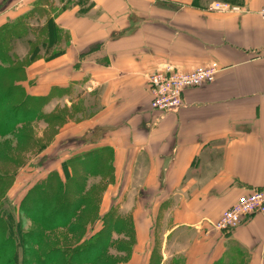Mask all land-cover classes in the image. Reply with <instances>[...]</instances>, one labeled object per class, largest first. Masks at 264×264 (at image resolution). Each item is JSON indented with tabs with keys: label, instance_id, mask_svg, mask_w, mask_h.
Instances as JSON below:
<instances>
[{
	"label": "crops",
	"instance_id": "obj_1",
	"mask_svg": "<svg viewBox=\"0 0 264 264\" xmlns=\"http://www.w3.org/2000/svg\"><path fill=\"white\" fill-rule=\"evenodd\" d=\"M11 1L0 0V26L33 13L30 25L51 19L64 32L61 52L52 55L54 44L22 83L50 95L48 112L61 104L88 114L65 122L81 151L112 149L115 197L133 207L135 251L144 247L148 258L160 220L161 264H264V214L231 231L207 222L264 189V0ZM214 1L241 10H208ZM166 63L218 72L164 113L151 107L147 76Z\"/></svg>",
	"mask_w": 264,
	"mask_h": 264
},
{
	"label": "trees",
	"instance_id": "obj_2",
	"mask_svg": "<svg viewBox=\"0 0 264 264\" xmlns=\"http://www.w3.org/2000/svg\"><path fill=\"white\" fill-rule=\"evenodd\" d=\"M230 1L240 3L235 2L236 0ZM19 27L18 30H15L11 26L0 29V138L9 135L19 127L21 128V124L27 121L30 122V120H38L44 117L43 106L49 101L50 95H31L26 91V88L21 82L27 78L26 68L29 63L43 56L47 57L50 50L52 51L54 49V44H57V46L52 52V55L61 52L62 49L59 43L65 41V37L63 38L64 32L51 19L38 29L39 35L34 39L29 38L28 31L23 28V25ZM43 31H46L47 34L43 33ZM15 38L24 41L30 49L28 55L20 61L15 59L10 48V44L15 43ZM63 108L59 111L63 110ZM54 116L56 119H59L57 113ZM67 118L69 117L67 116ZM28 137L24 135L20 139L22 143H24L23 138L25 140L23 147L27 146L26 144L31 140ZM31 142L34 143V141ZM102 150V153L96 150V153H93V151L92 153H83L81 156L88 164L84 162V166L82 165L80 170H73V174H69L70 172L68 170L66 183L62 181L56 171L51 172L50 176L44 182L40 181L32 189L31 195L42 190L44 199L46 196H49L46 205L38 204L29 197L23 199L19 207V213L21 212L22 219L25 218L26 214L33 219L34 223L38 222L40 228L38 231L26 229L24 221H21V218L18 222L15 217L14 208H12V205L10 208L6 203V192L11 184L10 173L8 172L9 168L15 169L20 164L15 165L17 159L14 160L11 156L4 155L7 161L5 167L0 169V264H115L105 254L107 251L106 246L110 238L109 232L111 230H116L122 234L125 233L130 239L134 238L135 241L132 244L136 247L137 235L132 215L130 214L131 216L129 215L127 219H121L118 217L116 211H113V213L110 211L102 217L103 220L107 221L104 226L110 228L106 229L105 232L98 233L99 235H95L90 239L82 240L75 246H57L54 245L55 243H51L45 246L43 250L38 249L41 245L42 237L45 234H50L58 228L72 231L76 229L86 231L92 219L94 221L96 218L99 213L102 198L101 193L94 197L83 195L85 193L84 190L88 176L91 174L95 176L100 174L104 177L107 173L106 167L109 166L110 162L112 181L115 180L113 151L109 147H104ZM75 163L73 162V158L70 159L68 167L71 170L74 169ZM49 184L51 185L49 186ZM72 185L76 186L73 188ZM103 188L106 189L105 183ZM35 211L41 212L40 216H36L38 213ZM82 213H86V216L81 217ZM95 214L96 216H94ZM102 235L104 236L102 248L93 258L87 260V254H83L82 251L96 244L95 242ZM126 244V241L121 243L120 245L123 246L121 249L122 251H130L131 255L134 252V248L132 249L130 247L129 249V246ZM83 246H86V248H81ZM161 262V252L159 251L157 253L153 249L148 257L147 264H161ZM231 264L239 263L231 262Z\"/></svg>",
	"mask_w": 264,
	"mask_h": 264
},
{
	"label": "rangeland",
	"instance_id": "obj_3",
	"mask_svg": "<svg viewBox=\"0 0 264 264\" xmlns=\"http://www.w3.org/2000/svg\"><path fill=\"white\" fill-rule=\"evenodd\" d=\"M10 2L12 1L10 0ZM39 11H43V10H41L40 8ZM45 15L46 14L44 12H40L41 17L44 18ZM33 16H34L33 13L30 15H26L14 21L13 23L7 25H1L0 29L3 27L11 26L14 27L15 30H18L20 28L19 26L23 25V28L27 29L28 31L29 38L34 39L39 35L38 29L41 28L43 25H30V23L33 22L34 20ZM43 33L47 34L46 31H43ZM64 37L65 35L63 34V38ZM16 38H15V43L13 42L10 44V48L13 52L15 59L20 61L21 59H23L28 55L30 49L27 46V44H25L24 41ZM59 46L61 47V49L64 47L63 41L62 44H60ZM34 62L35 61L29 63L27 68L31 66ZM48 102L45 103V105L43 106V112L45 113V115H43L44 117L38 120L36 119L30 120V122L27 121L21 124L22 125L21 128L19 127L17 130L12 131L9 135H5L0 138V169L5 167L7 161L4 155H9L12 157V159L14 158V160L17 159V163L15 165L20 164L19 167H16L15 169L12 168L13 170L9 168L8 172L10 173L11 184L6 192V198H7L6 203L10 208L11 205L12 208H14L15 217L18 220V222L20 221V218L22 219V216L20 215L21 212L19 213V207L22 204L24 198L29 197L31 200L33 201L35 200L36 203L41 205H46V202H48L49 196H46L44 199L42 190L35 192L34 195H31V192L33 191L32 189L36 185H38L40 181L44 182L45 179L50 176L51 172L56 171L58 172V175L62 179V181L66 183L68 178V170L70 172L69 174H73V170H80V168H82V165L84 166L85 159H83L81 156L83 153L85 152L92 153V151L93 153H96V151L99 152L101 151L102 153L103 151L102 149H104V147H92V148L90 147L87 148V150L86 148H82L85 149V151H81L80 148H77L79 145H75L77 136L76 135L73 136L74 134L65 132L64 128L66 121L72 120L73 122L80 123L84 118L85 119L88 118V114L80 113L82 112L81 108L77 110L75 109L71 110L69 108L68 109L66 108L67 109L66 110L65 108H63L65 106H62L60 104V106L56 109V111L52 110V112L50 113L48 112V110H46ZM78 105L80 104H76L75 106ZM61 108H63V110L59 111ZM55 113H57L59 119L58 118L56 119V117L54 116ZM67 116L69 118H67ZM24 135L29 136L28 139H31L29 143L26 144L27 146L25 147H23L25 145L24 138H23L24 143L20 142V139ZM31 141H34V143H32ZM71 145L73 146V148ZM72 158H73V162L76 163L74 169L71 170V168L68 167V163ZM106 168H107L106 170L107 173L104 177H102V175L100 174H98L97 176L91 174L88 176L87 183L85 185L86 188L84 190L85 191V193L83 194L84 196L89 195L91 197H94L100 195L101 193V198H102L100 201L99 213L97 214V216L96 214L94 215L96 216V218L94 219V221L92 219V222L88 225L87 230L82 231L76 229L72 231L64 228H58L53 232H51L50 234L47 233L42 237V242L41 245L38 247V249L43 250L45 246H48L51 243H55L54 245L57 246L58 245L75 246L82 240L84 241L88 238L90 239L95 235H99L98 233H102L103 231L105 232L106 229H110V228L104 226L105 222L107 221L103 220L102 217L105 214L109 213L110 211L111 213H113V211H116L118 217H120L121 219H127L129 217V215L131 214L130 210L133 207L128 206L126 204L128 200L127 196L123 199H119L118 197H115V188H114L115 180L112 181V175H111L112 171H110V162H109V166H107ZM104 183L106 184V189L103 188ZM50 185L51 184H49V186ZM75 186L76 185H72L73 188ZM229 208L225 209L218 218L207 221L213 230L221 231L215 228L213 225L220 221L223 214ZM148 210H149L148 208L142 207V211H144L143 213H145V211ZM35 212L38 213L36 216L38 215L40 216L41 212H37V211ZM85 216L86 213L81 214V217H85ZM21 221H24V225L26 229H31L33 231H38L40 229L38 222L34 223L33 219L31 217H28L26 214H25V218L22 219ZM157 224L158 227L156 229V233L154 234V236L155 235L156 236L152 238V240H150L151 241L150 247H153L152 250L155 249V251L158 253L161 250L162 233L165 230L164 228L167 227V225L165 224V222L161 223L160 220L155 225ZM235 228L228 229L225 231H231ZM124 235L126 234L118 233L116 230L113 231L111 230L109 232L110 238L107 244L108 247L106 246L107 251L105 252L108 259H111V261L115 262V264H147L148 258L146 257V254L143 252L144 247H141L140 248L141 252L137 253L135 251L136 249L134 244H132L134 243L135 239L134 238L130 239V237ZM103 241H104V236L102 235L101 237H99V240L95 242L96 244H94L93 246L88 248H86V246L81 247V248H86L85 251H82V253L87 254V258H86L87 260L93 258V256L102 248ZM125 241L127 242L126 245L129 246V249L130 247L132 249L134 248V252L131 255H130V251L128 250L122 251L121 249V247L123 246L120 244ZM131 244L132 246H130ZM35 248L37 247L35 246ZM169 264H181V260L179 258H174L172 263Z\"/></svg>",
	"mask_w": 264,
	"mask_h": 264
},
{
	"label": "built area",
	"instance_id": "obj_4",
	"mask_svg": "<svg viewBox=\"0 0 264 264\" xmlns=\"http://www.w3.org/2000/svg\"><path fill=\"white\" fill-rule=\"evenodd\" d=\"M208 10L216 12H236L241 7L227 2L214 1ZM264 20V5L260 10ZM218 67L216 64L197 66L192 69H182L172 64H162L147 76L152 94L151 107L159 112L178 111L184 104L183 93L186 89L216 79ZM256 214H264V189L251 191L241 196L213 226L225 231L235 228Z\"/></svg>",
	"mask_w": 264,
	"mask_h": 264
}]
</instances>
